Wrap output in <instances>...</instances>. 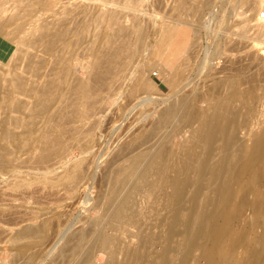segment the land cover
I'll use <instances>...</instances> for the list:
<instances>
[{
  "label": "rangeland",
  "instance_id": "374dc122",
  "mask_svg": "<svg viewBox=\"0 0 264 264\" xmlns=\"http://www.w3.org/2000/svg\"><path fill=\"white\" fill-rule=\"evenodd\" d=\"M241 1L0 0V41L10 46L0 56V264H110L113 254L128 264L124 255L152 239L147 227L165 213L159 209L145 223L141 209L151 200L152 159L162 145L174 152L160 166L169 173L167 193L182 178L178 165L187 163L183 175L201 180L205 186L196 193L208 197L216 183L201 175L207 165L180 144L189 120L163 117L170 105L188 103L192 92L206 131L212 123L218 127L210 163L225 153L231 96L257 104L254 118L241 113L250 119L234 146L259 148L242 219L253 217L249 247L264 264V0ZM173 24L187 38L174 52L166 33ZM227 80L232 88L215 98V85ZM125 175L139 182L135 203L122 218L108 220L100 212L118 206L109 197L134 186L120 182ZM227 178L216 179L222 190ZM192 208L187 201L185 210ZM99 232L115 244L112 251ZM196 235L199 245L213 247L210 235L195 230L179 247ZM156 248L162 249L159 242ZM205 253L194 250L192 264H207Z\"/></svg>",
  "mask_w": 264,
  "mask_h": 264
},
{
  "label": "bare ground",
  "instance_id": "6f19581e",
  "mask_svg": "<svg viewBox=\"0 0 264 264\" xmlns=\"http://www.w3.org/2000/svg\"><path fill=\"white\" fill-rule=\"evenodd\" d=\"M166 33L171 34L170 36L171 38H169V40L174 44V47L172 48L173 52L183 47V45L186 43V39H187L186 34H184V31L180 30V26H176L175 24L170 25ZM110 39L111 38H109V40ZM137 80L139 81V79ZM170 81L173 82V85H176V82L172 76ZM254 86L257 85H253V87ZM253 87L251 86L250 88L253 89ZM87 88L88 87L85 86L86 90ZM225 88L226 89L232 88V81L227 80L225 82L223 81L218 82L215 85V93H214L215 98ZM208 91L209 90L202 89L199 93L201 94L202 97H204L208 95ZM238 95L234 93L231 96L229 103H227L228 116L223 119V123L226 125L225 138L223 141L225 146V153L222 155V157H220L216 162L213 163H210L209 161L211 156L214 155L213 151L217 146L216 145L217 142L215 139H216V134L218 132V127L217 124L212 123V125H216V126H211L210 129L206 131L204 124L202 125V121H201L205 113L200 108H198L196 102H194L195 94L192 92L190 95H188L191 98V100L189 99L188 103L184 104L182 100V102L179 101L173 105H170V107L164 111L163 117L166 120L167 119L170 120L171 118L173 119V116L174 117L178 116L176 118L178 123H180L184 119L189 120L186 127L181 131L183 133H186V136L185 138H183L180 144L183 145V147L184 146L191 147V150L194 149V151L199 156L198 159L207 165L206 168H204L201 175L210 174L211 175L210 184L215 185L216 183V185L214 186L213 190L211 191L210 195H208V197L201 198L196 193V191L203 188L205 184L201 180L196 181L195 184L193 181H191V179L187 175H183V171L187 168L186 166H188L186 163L183 164L182 166L178 165L179 166L178 169H180L179 172L182 178L179 182L173 185L171 192L168 194L166 180L167 177L169 176V173L160 166L162 165L165 159L172 158L174 152L167 145H162L160 148H158V150H156V154L152 159L153 160L152 167L154 170H156L155 175H157V180L154 182L155 184L152 186L150 190L151 200L149 204L143 206L141 209L145 213L144 214L146 220L145 223H148L149 218L159 209L164 210L165 213L160 217H158L154 222L148 225L146 230V236L150 235L152 239L150 241L144 242L145 244L143 243V241L141 243H136L135 246L132 247L131 250H129L126 255H124V260H126L128 264H192L191 260L194 250L196 249L199 250L202 248L203 251L205 250L206 252L205 256L208 259L207 264H211L212 262H219V261H225L227 262V264H257L258 263L257 252L255 251V249L249 247V244L252 243L253 240L255 239L251 237L249 230H247V228L253 222L252 216L256 214V208H257L256 201L251 203L249 209L252 218H250V216L249 218H246L244 220L242 218L247 210L246 196L250 189L249 179L252 176L257 175V173L259 172L258 168L257 167L255 168L254 166V162L256 159L255 153L257 150L259 151V148L245 147L242 150H238L234 146L240 130L245 129L242 127H244V125L249 122V119L251 117L254 118L255 116L254 113L256 112L255 110L257 104L254 103V101L252 102V100L250 102L242 103L241 102L242 100L240 101ZM243 112L248 113L247 116L250 118L244 116L245 114H241ZM219 119L222 118L220 117ZM209 125L210 124H208V127ZM176 132L177 130L175 131V133ZM200 133H202V135H205L204 138H202V140L201 137L199 136ZM192 146L194 148H192ZM186 149L187 151H189L188 148ZM40 154L41 153H39V155ZM44 155L41 156V158L44 157ZM235 159H237V161ZM248 167H249L248 169L249 177L244 178L243 172ZM224 174L225 175L227 174L228 178L222 190L221 189L222 184L218 183L217 180H220ZM171 175L173 174L171 173ZM131 181L132 179L129 175H125L120 180V182H122L125 185L131 183V187L133 185L134 186L127 193L120 191L121 193H123V195L121 196H119L120 192L115 191L109 197V202L113 207L116 204L119 207L117 206L113 212H112V208H109V211L107 213L104 212L103 210L102 212H100L102 213L103 217L104 215L105 216L107 215L108 220L111 219L118 220L126 214V211L129 210V204L135 203V198L138 192L137 183L139 182L136 183ZM193 184H195V190L193 191L194 193L191 197L190 196L188 197L187 193L189 191V187ZM211 199H213L212 203L210 202ZM187 201H191L193 203L192 209L185 210V204ZM197 209H199L200 212H198V215L196 216L195 213L197 212ZM221 215L224 217V223L221 226H218L216 224V219ZM237 220H240V224L238 228L234 226V223ZM194 230L200 234L210 235L211 241L209 242V244H212L213 247L207 246V244L199 245L198 244L199 237L198 235H196L195 237L190 238L183 248H180L178 245L179 241L187 233H189V231H194ZM99 236L101 237V239H103L104 237L105 239L103 240L104 242L103 241L101 242H103L102 244H105L106 241L107 245L106 244L105 245L107 246L108 249L109 246H111L112 249L113 247H116L115 244L114 245L111 244L110 239L107 236H105L104 233L99 232ZM221 238H225L224 243L221 242L220 240ZM158 242L162 247L161 250H158L156 248ZM142 245L144 246L145 250L140 251ZM111 251L110 253H112ZM177 254L180 255L179 259L176 257ZM111 258L112 259L110 264H123V261L119 262L117 260L116 255L113 254ZM262 258H264V256Z\"/></svg>",
  "mask_w": 264,
  "mask_h": 264
},
{
  "label": "crops",
  "instance_id": "0c3cea01",
  "mask_svg": "<svg viewBox=\"0 0 264 264\" xmlns=\"http://www.w3.org/2000/svg\"><path fill=\"white\" fill-rule=\"evenodd\" d=\"M6 42H1L0 41V56H2V57H5L8 53H9V51H10V46L8 45L7 46V44H5Z\"/></svg>",
  "mask_w": 264,
  "mask_h": 264
}]
</instances>
